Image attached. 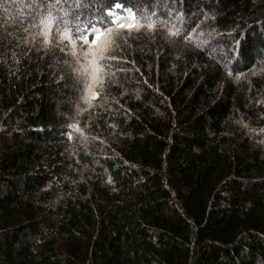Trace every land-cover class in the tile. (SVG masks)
Segmentation results:
<instances>
[{
  "label": "trees",
  "instance_id": "obj_1",
  "mask_svg": "<svg viewBox=\"0 0 264 264\" xmlns=\"http://www.w3.org/2000/svg\"><path fill=\"white\" fill-rule=\"evenodd\" d=\"M0 264H264V0H0Z\"/></svg>",
  "mask_w": 264,
  "mask_h": 264
},
{
  "label": "rangeland",
  "instance_id": "obj_2",
  "mask_svg": "<svg viewBox=\"0 0 264 264\" xmlns=\"http://www.w3.org/2000/svg\"><path fill=\"white\" fill-rule=\"evenodd\" d=\"M23 1L22 3H24ZM140 28V27H138ZM30 29L35 30V32H32L31 35L36 36L37 38H44L46 39V43H48V40L52 44L57 43L62 46V44H69L71 51L69 52L68 55H76L78 59H81L80 65L82 66V73L81 75L86 77V94H85V99L90 96L89 92L94 90V86L97 85V82L101 78V73L97 71V68L100 70L98 61L102 58H105L107 55V52L112 49L113 43L115 39L117 38L118 31H115L114 29H111V32H109V29L104 31L102 33V39L101 42L98 44V46L90 49H80L79 51H74V45L72 44L70 39H61V32L56 33V32H51L49 29L40 28L38 26H33ZM137 29V28H133ZM45 31H47V36L44 35ZM51 32V33H50ZM108 40H111V44L107 49L103 52V57L101 58L100 56V46L103 44H106ZM95 59V64L93 63V60ZM95 73L96 79H93V75Z\"/></svg>",
  "mask_w": 264,
  "mask_h": 264
},
{
  "label": "snow or ice",
  "instance_id": "obj_3",
  "mask_svg": "<svg viewBox=\"0 0 264 264\" xmlns=\"http://www.w3.org/2000/svg\"><path fill=\"white\" fill-rule=\"evenodd\" d=\"M57 2H59V0H57ZM117 7H120V5H117ZM68 13H65V17L68 16ZM65 17H61L58 21L57 24H62L63 25V29H58V31L61 32V39H70L72 33L68 30L69 28V21L65 18ZM73 19H78L77 17L73 16ZM129 19H131L133 21V23L129 24V25H121V27H130V28H138L141 27L142 25H140L138 22L135 21V15L133 13L130 12L129 15ZM41 23L45 26V29L47 30L49 28L50 25L53 24V18L51 15H49L48 17H46L44 20L41 21ZM149 28H151L153 25L152 24H148L147 25ZM76 31L79 32L80 30V26L77 23L75 25ZM109 32H111V29H109ZM45 36H47V31H45L44 33ZM111 40H108V42L106 44H103L102 46H100V56L101 58L103 57V52L107 49V47L110 46L111 44ZM85 43H87V40L85 41ZM95 43V42H93ZM93 63L95 64V59L93 60ZM97 71H99V69L97 68ZM93 79L95 80V73L93 75Z\"/></svg>",
  "mask_w": 264,
  "mask_h": 264
}]
</instances>
